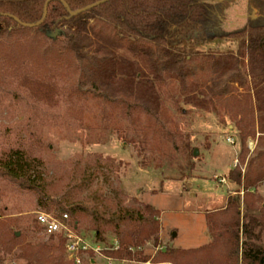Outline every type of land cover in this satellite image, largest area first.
I'll return each instance as SVG.
<instances>
[{
    "label": "rangeland",
    "instance_id": "1",
    "mask_svg": "<svg viewBox=\"0 0 264 264\" xmlns=\"http://www.w3.org/2000/svg\"><path fill=\"white\" fill-rule=\"evenodd\" d=\"M249 18L257 11L247 0L232 3L227 30ZM96 19L59 26L57 46L38 32L0 38V160L14 150L37 160L47 199V207L40 206L42 195L0 172V264H73L61 239L46 237L35 217L74 206L81 210L71 218L95 249L83 255V264H110L120 235L150 230L145 222L127 221L117 232L92 215L109 218L126 209L157 223L156 236L134 248L145 260L128 264H248L244 242L264 249V178L244 189L247 177L264 173V133L258 112L249 115L245 138L239 118L259 103L264 114V83L255 87L244 77L252 99L236 106L231 96L240 101L246 94L237 83L238 91L216 97L236 75L232 39L202 26L190 32L187 54H213L228 66L217 77L206 72L182 80L173 72L156 74L147 57L128 51ZM71 39L72 53L64 48ZM230 198L237 200L240 232L226 228L224 238L215 239L207 216L220 224L234 220L224 213ZM146 206L158 214H146Z\"/></svg>",
    "mask_w": 264,
    "mask_h": 264
},
{
    "label": "trees",
    "instance_id": "2",
    "mask_svg": "<svg viewBox=\"0 0 264 264\" xmlns=\"http://www.w3.org/2000/svg\"><path fill=\"white\" fill-rule=\"evenodd\" d=\"M47 1L0 0V38L5 34L9 37L13 35L16 37L27 32H38L51 44L57 46L61 42L59 37L63 34L55 38L52 35L59 30V26L76 23L89 15H95L96 22L101 23L106 30H111L113 37L128 51L147 57L156 74L173 72L182 80L196 78L206 72L217 77L221 75L220 71L228 66L226 61H220L221 59L216 58L213 54L195 57L199 55L198 52L192 51L187 54L184 47L189 33L198 26H202L208 33L218 38L232 39L237 43V52L231 53L229 57L237 67L236 75L230 78L224 86H221L222 88L216 96L218 99L238 91V88L241 87L246 90L244 99L239 101L235 96H231V99L236 106L239 103H248L252 99V88L245 83L243 78H249L255 87L264 83V0H247L249 10L257 11V18H249L242 28L231 31H228L226 27L227 13L232 3L238 0L225 2H220V0H112L70 20L66 19L69 16L66 7L60 1L53 0L48 6L45 22L38 27L20 26L13 18L16 17L25 24H37L43 17ZM64 1L72 11H76L101 0ZM177 45L184 48H179ZM64 48L71 53L77 50L72 39L67 42ZM222 60H226V58ZM239 66L244 69V72L240 70ZM222 76L224 75L222 74ZM233 83H237L239 87ZM80 92L86 94V91L81 90ZM254 97L259 103V93ZM257 107L256 112L254 107L251 109L245 107L240 111L239 123L244 138L247 137V132L251 128L248 117L252 114L255 118L257 112L260 119L259 130L264 133V114L261 103ZM253 122L255 121L253 120L252 124ZM39 167L40 164L37 160H29L20 150L11 151L6 158L0 160V172L20 188L42 195L39 198V204L47 207L46 182L39 172ZM263 178L262 171H258L252 178L247 177L244 189L255 187ZM77 207L64 208L61 213L75 215L81 210ZM144 210L146 214H158L157 210L150 206H146ZM224 211V213L233 214L234 220L228 222L229 224H220L216 221L215 216H207L209 230L215 239L224 238L223 232L226 228L232 229L236 233L240 232L239 224L235 220L240 216L237 200L230 198ZM92 215L96 217L98 225L102 221V223L115 228L117 232H119L121 224L127 221L145 222L147 226L149 225L150 230L147 232L144 230L145 228L140 227L137 230L124 232L119 238L120 248L108 254L116 260H145L141 253L134 251V248L144 245L156 236L157 223L154 220L149 221L141 210L129 209L120 210L109 218H100L94 212ZM73 222L77 223L74 220ZM96 232L100 237L101 230L97 229ZM243 232L247 233L245 226ZM233 235L235 234L233 233ZM17 237L16 234L15 241L18 240ZM237 240L239 239L237 238ZM61 241L64 244V240L61 239ZM242 256L248 264H264V249L247 242L243 243Z\"/></svg>",
    "mask_w": 264,
    "mask_h": 264
},
{
    "label": "built area",
    "instance_id": "3",
    "mask_svg": "<svg viewBox=\"0 0 264 264\" xmlns=\"http://www.w3.org/2000/svg\"><path fill=\"white\" fill-rule=\"evenodd\" d=\"M229 142L234 144L235 140L229 139ZM220 182L227 183V180L223 178ZM35 219L46 237L64 240L65 251L73 264H83V255L93 248H91L88 241L79 234L77 223L73 222L68 213L39 211L36 213ZM119 248L120 244L117 243L113 251H117ZM107 260L110 264H128L126 260H116L110 256H107Z\"/></svg>",
    "mask_w": 264,
    "mask_h": 264
},
{
    "label": "water",
    "instance_id": "4",
    "mask_svg": "<svg viewBox=\"0 0 264 264\" xmlns=\"http://www.w3.org/2000/svg\"><path fill=\"white\" fill-rule=\"evenodd\" d=\"M51 1H53V0H48V1L46 2L45 6H44L43 17H42V19L40 20V22H38L37 24H25V23L21 22L18 18H16V17H13V18L15 19V21H16L20 26L27 27V28H35V27H38V26L42 25V24L45 22V20H46V18H47V15H48V6H49V4H50ZM57 1H60V2L66 7L67 12H68V14H69V16H68L66 19H67V20H70V19H72V18H74V17H77V16L83 14V13L89 12V11H91L92 9H95V8H97V7H99V6L103 5V4H105V3H109V2H111L112 0H101V1H98V2H96V3H94V4H91V5H89V6L85 7V8H82V9H79V10H76V11H72V10L70 9L69 5H68L64 0H57ZM244 18H245V17H244ZM58 33H59V32H58V30H57L56 34H53L52 36L55 38V37H57ZM198 155H199L198 150H195V152H194V156H198ZM17 236L19 237V234H17ZM174 236H176V233H174Z\"/></svg>",
    "mask_w": 264,
    "mask_h": 264
}]
</instances>
